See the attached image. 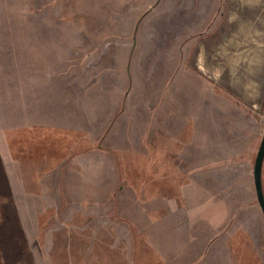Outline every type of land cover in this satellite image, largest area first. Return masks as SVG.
<instances>
[{
  "label": "rangeland",
  "instance_id": "rangeland-1",
  "mask_svg": "<svg viewBox=\"0 0 264 264\" xmlns=\"http://www.w3.org/2000/svg\"><path fill=\"white\" fill-rule=\"evenodd\" d=\"M3 29L0 97L46 103L0 134V264H264V0H0Z\"/></svg>",
  "mask_w": 264,
  "mask_h": 264
},
{
  "label": "crops",
  "instance_id": "crops-1",
  "mask_svg": "<svg viewBox=\"0 0 264 264\" xmlns=\"http://www.w3.org/2000/svg\"><path fill=\"white\" fill-rule=\"evenodd\" d=\"M3 31L2 30L0 31V35L14 34L11 29H6V30L3 29ZM8 42L11 43L9 44V46L17 45V43H14L13 40L10 38ZM9 89H10L9 91H3V95L0 97V101L3 97L4 101L7 102V103H3V102L0 103V108H2V110L4 111L3 112L4 115L6 114L10 115L8 116V119L7 118L6 120L4 119L6 123L3 122L4 120L0 119V134L2 135L3 139H6L4 136L5 133L7 132L23 129L25 127H28L27 126L28 124H34V125L41 124L43 104L46 103L44 95L42 96L41 93H38L37 89L35 90L33 96L30 95V93L27 90L21 91L19 93H13L11 88ZM31 96L34 98V101H32ZM22 120L23 123H21ZM17 122H20L21 124L19 123L20 125L16 126L15 123ZM159 157H161L163 161L167 162V154L160 155ZM179 157L180 159L183 158V156H179ZM195 210L197 211L200 209L196 208L194 209V211Z\"/></svg>",
  "mask_w": 264,
  "mask_h": 264
},
{
  "label": "water",
  "instance_id": "water-1",
  "mask_svg": "<svg viewBox=\"0 0 264 264\" xmlns=\"http://www.w3.org/2000/svg\"><path fill=\"white\" fill-rule=\"evenodd\" d=\"M263 165H264V132L255 159L254 170H253L257 200L264 216V189H263V180H262Z\"/></svg>",
  "mask_w": 264,
  "mask_h": 264
},
{
  "label": "trees",
  "instance_id": "trees-1",
  "mask_svg": "<svg viewBox=\"0 0 264 264\" xmlns=\"http://www.w3.org/2000/svg\"><path fill=\"white\" fill-rule=\"evenodd\" d=\"M263 180V179H262Z\"/></svg>",
  "mask_w": 264,
  "mask_h": 264
}]
</instances>
